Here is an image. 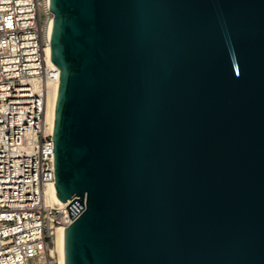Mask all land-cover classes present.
Listing matches in <instances>:
<instances>
[{
    "label": "water",
    "instance_id": "1",
    "mask_svg": "<svg viewBox=\"0 0 264 264\" xmlns=\"http://www.w3.org/2000/svg\"><path fill=\"white\" fill-rule=\"evenodd\" d=\"M50 10L65 264H264V0Z\"/></svg>",
    "mask_w": 264,
    "mask_h": 264
},
{
    "label": "built area",
    "instance_id": "2",
    "mask_svg": "<svg viewBox=\"0 0 264 264\" xmlns=\"http://www.w3.org/2000/svg\"><path fill=\"white\" fill-rule=\"evenodd\" d=\"M53 19L50 0H0V264H59L56 231L73 222V200L59 209L44 199L55 183L45 119L60 77L47 56Z\"/></svg>",
    "mask_w": 264,
    "mask_h": 264
},
{
    "label": "bare ground",
    "instance_id": "3",
    "mask_svg": "<svg viewBox=\"0 0 264 264\" xmlns=\"http://www.w3.org/2000/svg\"><path fill=\"white\" fill-rule=\"evenodd\" d=\"M51 30V24H50ZM49 30V32H50ZM50 34V33H49ZM48 64L55 66L51 60L50 46L47 49ZM58 71H60L58 69ZM59 82L56 84H48V89L46 93V108H45V119L48 125L47 130L53 134L54 121H55V110L58 97ZM53 184L46 185L44 189V199L48 206L55 208H63L65 203H62L57 197V191ZM65 228H58L56 231V236L54 239V249L58 254L59 264H65Z\"/></svg>",
    "mask_w": 264,
    "mask_h": 264
},
{
    "label": "rangeland",
    "instance_id": "4",
    "mask_svg": "<svg viewBox=\"0 0 264 264\" xmlns=\"http://www.w3.org/2000/svg\"><path fill=\"white\" fill-rule=\"evenodd\" d=\"M57 253V252H56ZM58 255V254H57Z\"/></svg>",
    "mask_w": 264,
    "mask_h": 264
}]
</instances>
